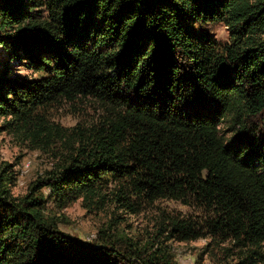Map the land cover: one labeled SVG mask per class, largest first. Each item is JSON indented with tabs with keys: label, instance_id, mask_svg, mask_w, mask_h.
<instances>
[{
	"label": "trees",
	"instance_id": "obj_1",
	"mask_svg": "<svg viewBox=\"0 0 264 264\" xmlns=\"http://www.w3.org/2000/svg\"><path fill=\"white\" fill-rule=\"evenodd\" d=\"M0 45L2 126L57 161L22 196L0 165V264H174L164 232L264 264V0H0ZM82 99L100 109L94 124L49 118ZM79 198L129 214L169 199L201 218L163 217L151 252L111 225L87 243L46 213Z\"/></svg>",
	"mask_w": 264,
	"mask_h": 264
},
{
	"label": "rangeland",
	"instance_id": "obj_2",
	"mask_svg": "<svg viewBox=\"0 0 264 264\" xmlns=\"http://www.w3.org/2000/svg\"><path fill=\"white\" fill-rule=\"evenodd\" d=\"M228 29L222 23H217L211 31V38L219 45L228 41ZM7 58L6 51L0 45V59ZM12 76L32 77L33 73L24 67H18L17 63H10ZM49 118L55 124L63 127H73L94 124L100 116V109L90 99H82L71 102H63L55 105L48 113ZM3 118L0 119V165H7L13 174L11 193L13 196H22L29 190L32 182L46 175L54 169L57 161L52 151L38 148L33 142L26 139L23 133L17 130L4 128ZM223 130V128H222ZM47 194L48 189H43ZM46 213L53 216L57 222V228L65 235L79 238L87 243H92L98 238V231L108 229L111 225L127 238L130 244L144 247L146 242L153 241L158 224L163 217H191L201 218V212L193 205L182 202L161 199L153 203L144 204L141 211L129 214L119 209L111 202H106L102 209L86 207L82 199H76L70 204L57 207L51 200L46 204ZM158 242H163L169 250L174 264H232L235 258L229 256L233 251H227L231 241H214L209 236L190 241H180L168 236L164 232L158 236ZM149 246H145V249ZM232 250V249H231Z\"/></svg>",
	"mask_w": 264,
	"mask_h": 264
}]
</instances>
